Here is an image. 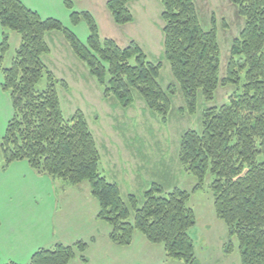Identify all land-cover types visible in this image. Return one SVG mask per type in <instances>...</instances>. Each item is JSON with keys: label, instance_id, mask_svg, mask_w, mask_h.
Instances as JSON below:
<instances>
[{"label": "trees", "instance_id": "16d2710c", "mask_svg": "<svg viewBox=\"0 0 264 264\" xmlns=\"http://www.w3.org/2000/svg\"><path fill=\"white\" fill-rule=\"evenodd\" d=\"M133 1H108L117 25L133 22L129 7ZM161 1L164 58L188 112L197 113L200 97L213 101L219 87L237 88L227 103L203 111L201 130L183 134L179 162L198 180L194 193L203 187L207 175L213 177L214 209L230 236L237 237L242 264H264V0H230L245 26L232 43L223 78L219 75L221 49L215 17L207 31L194 0ZM65 6L74 25L86 21V43L60 20L43 18L22 0H0V67L10 47L9 31L21 36L12 66L2 67L3 88L10 92L14 110L0 142L4 166L26 161L37 173L69 185L89 182L99 204L97 218L110 225L114 244L130 246L138 230L150 243L163 244L170 258L197 264L190 235L196 215L188 205L193 193L180 188L165 193L154 185L144 193L141 207L134 195L129 196L128 204L118 184L101 173L100 151L84 112L78 110L65 118L57 90L60 81L43 57L51 52L47 34L62 33L74 54L104 87L106 99L130 107L138 96L149 110L167 121L173 99L160 82L164 63L149 60L135 41L121 47L113 39H102L91 13L74 11L69 0ZM44 78L47 86L39 89ZM88 248L83 241L70 246L57 244L40 249L27 264H70L77 253L88 262Z\"/></svg>", "mask_w": 264, "mask_h": 264}, {"label": "rangeland", "instance_id": "374dc122", "mask_svg": "<svg viewBox=\"0 0 264 264\" xmlns=\"http://www.w3.org/2000/svg\"><path fill=\"white\" fill-rule=\"evenodd\" d=\"M69 1L73 3L74 11L89 12L93 15L102 39H113L121 47H127L135 41L149 60L163 62L160 82L164 89L171 92L173 99L171 115L167 121L149 110L138 96L130 107H123L115 99H106L104 87L99 85L86 64L74 54L64 35L60 32L47 34L51 52L43 58L49 70L60 81L57 90L63 114L69 119L78 110L84 112L100 151L101 173L109 182L118 184L123 199L128 204L129 196H136L139 207L143 205L144 193L154 185L162 187L165 193L175 188L193 193L188 205L196 215V224L190 230V235L194 242L197 264H242L237 237L230 236L227 225L216 215L214 197L210 190L213 177L207 175L203 187L194 193L198 180L188 174L179 162L183 134L192 129L201 130L203 111L227 103L237 88L219 87L214 100L210 102L200 97L197 113L191 115L186 109L180 86L175 82L170 65L164 58L165 23L162 18L164 8L161 0L131 2L129 7L134 20L123 26L114 22L107 7L109 0ZM194 1L205 30L211 29L212 17H215L221 49L219 75L223 78L228 70L232 43L244 29L245 20L239 16L238 8L230 0ZM59 7L56 13H52L55 14L53 16L46 15L44 11L48 9L43 7H39L38 12L43 18L53 17L60 20L81 42L86 43L89 37L86 21L82 19L78 25H74L71 11L62 3ZM20 43L21 36L9 31L10 47L4 54L2 67L12 66ZM2 67L0 142L14 112L10 92L3 88ZM46 86L47 79L44 78L38 88L43 89ZM58 181V230L66 234L65 238L70 243L75 242L79 236L90 240L88 236L92 232L100 234L97 236L101 241H98L96 247L92 246L88 255L90 264H185L182 260L170 258L163 244L150 243L138 230L134 232L130 246L114 244L110 239V225L98 218L97 222L94 221L93 214L99 211L98 201L91 193L90 198L83 193L91 187L90 183L85 181L80 189L75 190L74 186L60 179ZM63 185L67 188L62 189ZM131 218L134 220V213ZM73 238L76 239L71 242ZM71 264L88 263L83 262L80 254H77Z\"/></svg>", "mask_w": 264, "mask_h": 264}, {"label": "crops", "instance_id": "0c3cea01", "mask_svg": "<svg viewBox=\"0 0 264 264\" xmlns=\"http://www.w3.org/2000/svg\"><path fill=\"white\" fill-rule=\"evenodd\" d=\"M22 2L32 10L37 9V12L39 7L48 9L44 11L48 16L55 15L52 13L60 9L61 3L65 6L64 0H22ZM0 35L1 44L3 35L1 25ZM4 163V159L0 157V264L9 262L27 264L40 249H51L57 244L75 245L79 241L89 245L85 256L87 255L88 260L86 263L90 264L88 255L92 246L96 247L98 241H101L97 236L100 234L92 232L88 236L90 240L79 236L77 240L76 238L71 240L75 242L70 243L65 238L66 234L58 230L56 224L58 179L37 173L26 161L14 162L7 167ZM82 185L73 188L77 190ZM61 187L67 188L66 185ZM87 191L83 193L90 198L91 187H88ZM97 214H93L95 222L98 220Z\"/></svg>", "mask_w": 264, "mask_h": 264}]
</instances>
